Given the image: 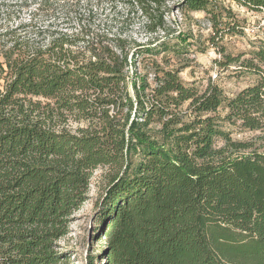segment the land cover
I'll list each match as a JSON object with an SVG mask.
<instances>
[{
	"label": "trees",
	"instance_id": "16d2710c",
	"mask_svg": "<svg viewBox=\"0 0 264 264\" xmlns=\"http://www.w3.org/2000/svg\"><path fill=\"white\" fill-rule=\"evenodd\" d=\"M209 5L0 0V264H64L56 242L100 168L103 264H264V41L240 63L259 80L229 99L155 60L188 39L171 12Z\"/></svg>",
	"mask_w": 264,
	"mask_h": 264
},
{
	"label": "rangeland",
	"instance_id": "374dc122",
	"mask_svg": "<svg viewBox=\"0 0 264 264\" xmlns=\"http://www.w3.org/2000/svg\"><path fill=\"white\" fill-rule=\"evenodd\" d=\"M209 1L208 11L171 12L174 30L184 33L188 39L177 54L167 52L155 60L162 68L178 70L186 86L200 92L208 85L217 86L229 99L259 80L258 74L240 63L249 60L255 47L264 41V11L248 9L235 0ZM132 34L144 41L137 26ZM148 63L137 62V76L146 75L151 84ZM216 114L223 116L225 111L220 109ZM151 126L159 129L157 124ZM222 126L233 140L246 141L253 136L237 126L226 123ZM216 145L221 146L222 141L218 139ZM105 173L101 168L93 172L86 202L71 216L67 234L56 242L55 251L61 254L64 264H103L105 242L95 220L97 204L106 185Z\"/></svg>",
	"mask_w": 264,
	"mask_h": 264
}]
</instances>
